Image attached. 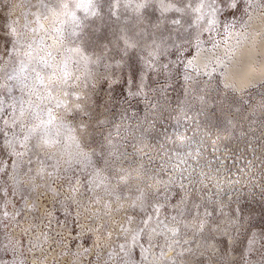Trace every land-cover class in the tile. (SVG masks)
<instances>
[{
  "label": "snow or ice",
  "instance_id": "snow-or-ice-1",
  "mask_svg": "<svg viewBox=\"0 0 264 264\" xmlns=\"http://www.w3.org/2000/svg\"><path fill=\"white\" fill-rule=\"evenodd\" d=\"M153 3L162 16L172 14V29L122 28L116 53L87 43L85 29L104 0H28L20 17L0 25V152L7 156L0 159V214L30 217L10 239L14 256L26 236L29 251L42 248L43 230L31 238L37 221L50 227L57 211L73 205L96 206L93 216L107 217L96 256L106 264H242L252 250V238L240 247V219L224 212L229 191L218 177L225 165L215 154L239 151L234 130L236 139L247 137L243 119L264 111V79L249 85L261 92L259 105L223 83L252 21L264 17V0H107V9L117 20L121 9L139 20ZM129 49L144 54L139 74ZM151 73L164 82L154 87ZM100 80L127 86L122 97L110 92L103 111L92 103ZM178 80L184 99L171 108L167 92ZM221 90L231 103H213ZM141 99L142 115L133 110ZM17 194L23 205L10 212L4 198ZM12 264L25 262L17 256Z\"/></svg>",
  "mask_w": 264,
  "mask_h": 264
},
{
  "label": "rangeland",
  "instance_id": "rangeland-1",
  "mask_svg": "<svg viewBox=\"0 0 264 264\" xmlns=\"http://www.w3.org/2000/svg\"><path fill=\"white\" fill-rule=\"evenodd\" d=\"M31 2L35 3V0H31ZM27 7L28 0H0V25L20 17ZM171 18V13L162 16L159 8L153 3V6L143 11L139 20L133 12L130 10L125 12L124 9H121V17L117 20L108 12L107 0H104V7L100 15L90 19L88 27L85 29L87 43L91 49L97 52L103 51L105 45L112 49L113 53L120 52L124 47L120 40L122 28L130 30L134 28L137 31L140 28H147L150 31H156V26H159L157 34L167 35L173 27L170 24ZM21 23H23L22 19ZM142 55L144 54L139 49H129L126 57L129 64L132 65V71L138 74L143 71L144 67L143 61L139 59ZM170 58L175 59V56ZM226 70L224 69L223 83L234 84V81L228 79ZM122 75L127 77V71ZM150 75V82L154 87L157 86V81L161 84L164 82L163 74L151 73ZM254 78L250 83L264 79V76ZM217 80H219L218 76L214 78V86ZM182 83L178 80L167 92V99L171 108H175L184 99ZM250 83L246 86L234 84L237 94H242L244 100L250 101L251 105H259L261 92L250 88ZM126 87L124 83L113 84L110 81L100 80L97 83L96 92L92 96L93 105L98 110L103 111L105 104L109 103L110 92L116 97H122V93L126 92ZM231 96L230 93L225 99L224 92L221 90L218 99L213 103H231ZM133 110L140 115L143 114L144 102L142 99L138 104L133 102ZM252 110L251 106L248 107L243 114L244 117H248ZM164 115L167 116L168 113L166 112ZM261 120H264V111L257 112L253 120L243 119V128L249 132V135L239 140L236 139V136H239V127L234 130L232 142L239 145V151L234 153L217 152L215 154L221 157V161L225 165L221 168L218 177L221 185L229 191V195L225 197L224 212L234 218H239L245 229L239 236L240 247L244 246V242L248 238L255 241L252 250L245 254L242 264H264V137L259 140L256 139L261 128ZM253 130L256 135L252 134ZM224 156H230V158L224 160ZM0 159L6 160V154L0 152ZM4 199L12 202L8 206L10 212H14L23 205V200L19 194ZM2 203L3 200H0V204ZM97 211L99 209L96 206H92L89 211L73 205L67 211H57L51 219L50 227L42 221H37L39 230L31 233V238L40 236V230H43L48 240L45 242L44 238L41 237L39 242L42 244V248L32 247L29 251L27 241L30 237L26 236L22 255L17 252L15 256L10 239L14 241L20 235L21 230L28 227L26 221L30 217L27 215L17 216L16 220L13 221L0 214V264H12L17 256L23 259L25 264H106L104 255H100L99 260L96 259L100 245L104 242L101 233L104 232V224L107 221V217H103V213H101V219H96L93 213ZM62 237L65 239L63 243H59L58 241ZM217 242L220 247H227L228 251L232 252L227 239L219 234H217ZM232 254L239 257L240 249L238 248Z\"/></svg>",
  "mask_w": 264,
  "mask_h": 264
},
{
  "label": "bare ground",
  "instance_id": "bare-ground-1",
  "mask_svg": "<svg viewBox=\"0 0 264 264\" xmlns=\"http://www.w3.org/2000/svg\"><path fill=\"white\" fill-rule=\"evenodd\" d=\"M249 34L250 38L234 53L231 66L226 68L228 79L240 86L264 76V17L257 15Z\"/></svg>",
  "mask_w": 264,
  "mask_h": 264
}]
</instances>
